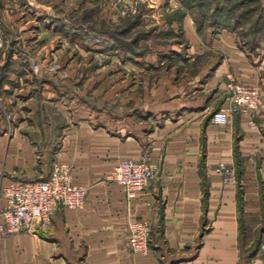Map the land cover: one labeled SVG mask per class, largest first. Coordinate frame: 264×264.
Masks as SVG:
<instances>
[{
	"label": "crops",
	"instance_id": "obj_1",
	"mask_svg": "<svg viewBox=\"0 0 264 264\" xmlns=\"http://www.w3.org/2000/svg\"><path fill=\"white\" fill-rule=\"evenodd\" d=\"M15 2L23 0H0V19L18 29L19 44L28 48L40 42L50 19L30 0L13 9L9 3ZM186 28L194 41L187 57L175 64L183 71L167 69L149 87L139 82L150 101L134 114L162 119L150 131L141 123L133 128L117 123L115 129L79 116L57 127L55 141L35 120V104L56 105L58 97L34 94L29 87L18 93L10 89L24 74L14 75L16 59L8 57L12 73L0 80V105L22 106L27 115L0 120V189L19 179H44L59 163L88 194L82 209L59 208L44 231L0 235V264H264L257 255L264 231V52L243 51L229 32L200 41L189 24ZM3 36L9 40V31ZM194 55L206 58L196 63ZM191 66L196 72L188 74ZM230 76L257 89L259 105L252 115L214 124L212 115L228 104ZM143 150L150 153L157 176L128 201L109 177L121 159H138ZM220 163L235 168V182L223 183L215 171ZM135 219L151 226L146 253L128 247Z\"/></svg>",
	"mask_w": 264,
	"mask_h": 264
},
{
	"label": "rangeland",
	"instance_id": "obj_2",
	"mask_svg": "<svg viewBox=\"0 0 264 264\" xmlns=\"http://www.w3.org/2000/svg\"><path fill=\"white\" fill-rule=\"evenodd\" d=\"M26 1L29 0L9 4L14 9L16 5L28 4ZM30 3L40 7L45 19H50L45 24L47 31L40 42L22 47L17 40L18 29L13 25L6 27L0 19L2 36L9 31V40L3 36L0 48V80L5 79L7 72L12 73L8 57H15L12 67L18 70L14 75L24 74V79L15 87L9 86L10 89L18 93L29 87L34 94L45 91L52 100L58 97L56 105L35 104V120L45 125L46 135L56 136L55 141H58L57 127H65L79 116L91 117L98 125L115 129L125 122L131 128L141 123L149 131L161 126V117L134 114L135 108L150 101L149 93L140 92L144 89L140 83L148 87L157 84L156 75L170 68L177 69L178 74L183 71V67L175 64L187 57L186 49L194 41L186 24L200 41L208 34L215 39L218 34L229 32L243 51L255 56L264 52V0H30ZM255 21L263 29L257 32L258 37L257 28L253 27ZM194 57L200 63L206 55ZM152 60L156 61V67L151 66ZM196 68L191 66L188 74L195 73ZM25 111L22 106L8 109L3 103L0 120L6 123L15 118L21 120L27 115ZM263 237L264 231L257 252ZM257 255L264 260V255L259 252Z\"/></svg>",
	"mask_w": 264,
	"mask_h": 264
},
{
	"label": "built area",
	"instance_id": "obj_3",
	"mask_svg": "<svg viewBox=\"0 0 264 264\" xmlns=\"http://www.w3.org/2000/svg\"><path fill=\"white\" fill-rule=\"evenodd\" d=\"M3 36L0 33V48ZM228 104L211 117L214 124H226L233 115H252L259 105V91L243 82L229 77ZM215 171L223 183L236 181V171L231 165L220 163ZM157 176V168L152 163L150 153L143 151L138 159H121L114 167L109 179L120 185L128 201L151 186ZM88 189L73 181L70 170L54 163L44 179H19L4 185L0 197V235L20 231L36 232L47 229L59 208L82 209L87 201ZM150 224L135 219L129 225L128 247L133 253L149 251ZM258 252L264 255V237Z\"/></svg>",
	"mask_w": 264,
	"mask_h": 264
},
{
	"label": "trees",
	"instance_id": "obj_4",
	"mask_svg": "<svg viewBox=\"0 0 264 264\" xmlns=\"http://www.w3.org/2000/svg\"><path fill=\"white\" fill-rule=\"evenodd\" d=\"M258 25H259V21H255V24H253V27H256L257 29L255 30V34H256V37H258V31H263V29L262 28H258ZM258 32V33H257ZM256 40V39H255ZM257 43H259V42H257ZM257 43H255V44H257ZM255 46V45H254Z\"/></svg>",
	"mask_w": 264,
	"mask_h": 264
}]
</instances>
